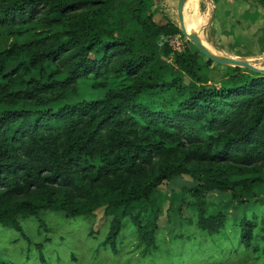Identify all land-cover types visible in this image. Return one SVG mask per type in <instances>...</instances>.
Returning <instances> with one entry per match:
<instances>
[{"label": "trees", "instance_id": "obj_1", "mask_svg": "<svg viewBox=\"0 0 264 264\" xmlns=\"http://www.w3.org/2000/svg\"><path fill=\"white\" fill-rule=\"evenodd\" d=\"M158 4L0 0V34L15 37L0 50V229L31 243L30 221L40 230L55 213L92 220L104 209L105 227L88 235L119 253L128 234L141 264H207L252 247L262 261L264 178L245 176L264 173V74L193 43L176 50L165 39L182 30ZM89 79L95 100L80 94ZM186 177L173 189L179 207L166 208L162 187ZM0 264H16L2 248Z\"/></svg>", "mask_w": 264, "mask_h": 264}, {"label": "rangeland", "instance_id": "obj_2", "mask_svg": "<svg viewBox=\"0 0 264 264\" xmlns=\"http://www.w3.org/2000/svg\"><path fill=\"white\" fill-rule=\"evenodd\" d=\"M213 3H215L217 9L219 8L220 18H223L222 20L227 24H232L234 33L224 34L221 33L220 29H217L213 37H218L219 43L214 45V42L210 40L212 37L211 33L205 30L202 32L204 41L221 55H229V57L239 60H246L259 68H264V50H262L257 36L261 22L260 20L255 22L252 21L254 19H251L253 12L256 10L264 11V8L255 0H213ZM213 3L209 0L188 1L186 6L192 15L185 10V23L190 32L208 23L212 16ZM159 4L158 6H160L165 16L176 22L180 27L177 7H168L167 10L165 3L159 2ZM245 10H250V15L244 16ZM201 18L204 20L202 25L200 24ZM221 27L225 28L227 26L222 25ZM6 37L5 33L0 34V50L15 42V37L12 39ZM26 40L27 37L24 36L20 42H26ZM165 41H169L176 50L178 48H185L189 43L194 44V41L188 38L183 31L182 34L167 38ZM167 62L172 65L174 57L168 58ZM213 77L217 79L216 81H219L222 74H215ZM172 79L173 76L169 73L167 80L171 81ZM186 81L189 82V79L186 78ZM110 83L111 87H113L119 81L111 80ZM80 86L81 97L86 100H95L102 96V93H99L97 89V82L93 79L82 80ZM65 104L66 102H58L50 108L58 111ZM256 176L264 178V173L248 174L245 177ZM188 183H190V178L186 177L182 180H174L169 186L164 185L162 187L168 192L170 198L165 203L166 208L169 204L173 208L179 207L181 196L173 189L179 190L184 184ZM214 196L218 199L228 200L226 194L215 193ZM259 201L264 205V196L259 197ZM141 204L145 206L148 203L143 202ZM251 205L252 202L233 207L231 210L233 219L242 218L246 209H250ZM51 219L52 224L45 228L44 226H40L41 231L31 221L24 224L31 243L17 232H7L0 229V248H2L3 256L16 264H141L136 261V257L139 254L135 251L134 241L129 238L128 234H124L126 238L121 237L118 242L119 253H115L111 248H106L102 245L104 241L103 236L88 235L91 230L95 233L100 227H105L106 217L104 209L96 212V217L92 219L93 221L82 218L72 219L65 217L61 213L51 215ZM159 223L164 228L161 237L169 240V235L166 232V217H161ZM37 245H42V248H39ZM243 251L241 250L231 257L229 255L226 258L225 256L218 258H224L218 264H264V260L261 261L254 258L257 253L255 247ZM203 258H206V256L204 255ZM218 259H215V257L206 258L208 260L207 264L217 263L219 261L214 260Z\"/></svg>", "mask_w": 264, "mask_h": 264}, {"label": "water", "instance_id": "obj_3", "mask_svg": "<svg viewBox=\"0 0 264 264\" xmlns=\"http://www.w3.org/2000/svg\"><path fill=\"white\" fill-rule=\"evenodd\" d=\"M188 1L189 0H182V3L178 11L179 20H180V28L187 37H189L190 39L194 41V44L196 45V47L199 49V51L202 54H204L208 59L212 60L213 62L219 65L230 66V67H240V68H245V69H248L256 73L264 74V68H261V67L259 68L246 60H239L233 57L221 55L215 52L213 49L209 48L205 44L201 34L215 20L216 13H217V7L215 3H213V0H209L211 3H213V8H212V16L209 19L208 23L204 25L203 27H201V29L190 32L185 23V8H186Z\"/></svg>", "mask_w": 264, "mask_h": 264}, {"label": "crops", "instance_id": "obj_4", "mask_svg": "<svg viewBox=\"0 0 264 264\" xmlns=\"http://www.w3.org/2000/svg\"><path fill=\"white\" fill-rule=\"evenodd\" d=\"M159 2H163L166 4V8L168 10V7H172V6H175L177 7V10L179 11V8H180V5L182 3V0H159ZM166 11V9H165ZM250 10H245L243 15L246 16L247 14L250 15ZM259 13V14H258ZM259 15V16H258ZM252 18L251 19H254L252 21H255V22H258L260 20V27H259V32L257 34L258 36V40H259V43L262 47V50H264V11H260V10H256L255 12H253L251 14ZM255 16V17H254ZM261 18V19H260ZM223 19V18H222ZM220 18V15H219V8L217 9V13H216V17H215V20L209 25L208 29H205L207 30L209 33H211L212 37L210 38L211 42L213 41L214 42V45H216L217 43H219V39H217L216 37H213L215 31L217 29H220L221 33H234V30L232 29V24H227L224 20H222ZM249 19V18H247ZM202 20V18H201ZM200 24H201V21H200ZM222 25H225L227 27L225 28H222L221 26ZM204 30V31H205ZM238 34V33H236ZM180 35V34H179ZM178 36V35H177ZM202 36V34H201ZM237 37V36H236ZM189 38V37H188ZM203 38V37H202ZM204 40V39H203ZM215 47V46H214ZM216 48V47H215ZM216 52V51H215ZM229 56V55H228Z\"/></svg>", "mask_w": 264, "mask_h": 264}, {"label": "bare ground", "instance_id": "obj_5", "mask_svg": "<svg viewBox=\"0 0 264 264\" xmlns=\"http://www.w3.org/2000/svg\"><path fill=\"white\" fill-rule=\"evenodd\" d=\"M203 21H204V20L202 19V20H201V25H202V22H203ZM201 27H203V26H201ZM201 27H199V28H195L194 31H195V30H199V29H201ZM204 42H205V44H206L209 48H211V47L209 46V44H208L206 41H204ZM211 49H212V48H211Z\"/></svg>", "mask_w": 264, "mask_h": 264}, {"label": "built area", "instance_id": "obj_6", "mask_svg": "<svg viewBox=\"0 0 264 264\" xmlns=\"http://www.w3.org/2000/svg\"><path fill=\"white\" fill-rule=\"evenodd\" d=\"M178 50H180V48H178Z\"/></svg>", "mask_w": 264, "mask_h": 264}]
</instances>
